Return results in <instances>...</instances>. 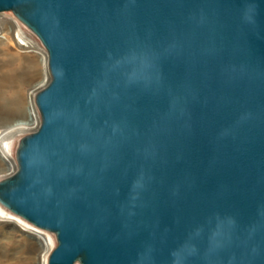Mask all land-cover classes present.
I'll return each mask as SVG.
<instances>
[{"label": "water", "instance_id": "obj_1", "mask_svg": "<svg viewBox=\"0 0 264 264\" xmlns=\"http://www.w3.org/2000/svg\"><path fill=\"white\" fill-rule=\"evenodd\" d=\"M40 41V122L0 203L47 264H264V0H0Z\"/></svg>", "mask_w": 264, "mask_h": 264}, {"label": "rangeland", "instance_id": "obj_2", "mask_svg": "<svg viewBox=\"0 0 264 264\" xmlns=\"http://www.w3.org/2000/svg\"><path fill=\"white\" fill-rule=\"evenodd\" d=\"M11 28L14 32H11ZM17 32H20L21 37L28 42L29 46L27 48L21 47L23 41L18 37ZM17 42H19L20 47L17 45ZM43 58H46V52L37 37L16 19L10 11L0 12V77L4 76L3 74L5 73L9 76L19 74L23 78V83L17 87L10 86L3 89V94H5L4 97L6 99H12L11 95H18L19 101L23 105L22 111L28 112L33 109L34 117L39 122L40 118L34 103V97L49 80L47 58L46 62H44ZM8 62H11L13 72H7V74L4 72L5 69L2 68V65ZM34 62H38L39 67L33 68L32 64ZM1 105L2 103H0V106ZM22 117L18 118V120L26 123L15 130L13 136H15L16 143H18V139L23 138L37 128L32 121L27 123L26 117ZM3 144L5 143H0V149ZM1 153L2 151L0 150V156ZM11 163L14 164L13 160H11ZM5 165L6 167L3 165L4 169L0 171V181L14 173V170L10 168V164ZM14 167L16 166L14 165ZM25 223L34 227L22 218L11 212L7 213L0 208V244L12 252L14 248H16L17 251L21 250L19 247L27 244L29 241H31V243L34 242L33 238L26 232L35 234L36 231L28 227ZM42 231L44 232L45 238L49 237L50 240H54L55 237L53 233ZM54 248L55 244L53 249ZM51 252L52 250L50 252L45 251L44 253L37 254L36 258L38 264H47V258Z\"/></svg>", "mask_w": 264, "mask_h": 264}, {"label": "bare ground", "instance_id": "obj_3", "mask_svg": "<svg viewBox=\"0 0 264 264\" xmlns=\"http://www.w3.org/2000/svg\"><path fill=\"white\" fill-rule=\"evenodd\" d=\"M11 32H14L11 28ZM18 37L23 41L21 43V47H28V42L21 37V33L17 32ZM17 45L20 47L19 42ZM44 62H46V58H43ZM33 68L39 67L38 62H34L32 64ZM2 68L5 69L4 72L11 73L13 72L11 62L4 63ZM7 73V74H8ZM4 76L0 77V143L4 142L5 144L1 145V156H0V171L4 169L5 164H10V168L12 170H16L14 165L16 166L15 162V149L17 147L15 136H13L15 130L19 127L24 125L26 122L19 121L18 118L24 116L26 117L27 123L32 121L35 126H38L39 121L34 117V111L31 109L28 112L22 111V103L19 101L18 95H11L12 99H6L3 94V89H6L10 86H18L23 83V78L19 74L9 76L5 73ZM23 118V117H22ZM20 139H18L19 141ZM17 141V142H18ZM13 160L14 164L11 163ZM4 165V166H3ZM0 208L5 210L7 213L10 211L0 203ZM24 222V221H23ZM31 229H34L36 232L35 234L26 232L30 237L33 238V241H29L27 244L20 246L21 250L17 251L16 248L10 252L6 247L0 244V264H22V263H33L38 264L37 261V254L44 253L45 251L53 250L54 244L56 246L55 238L54 240H50L49 237L45 238L44 232L42 229L34 228L25 223ZM45 231V230H44ZM48 233V232H47ZM52 235V234H51ZM78 263L75 261L73 264Z\"/></svg>", "mask_w": 264, "mask_h": 264}]
</instances>
